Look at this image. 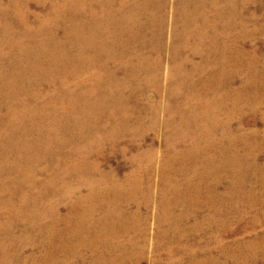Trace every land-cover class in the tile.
I'll list each match as a JSON object with an SVG mask.
<instances>
[{
  "label": "bare ground",
  "instance_id": "bare-ground-1",
  "mask_svg": "<svg viewBox=\"0 0 264 264\" xmlns=\"http://www.w3.org/2000/svg\"><path fill=\"white\" fill-rule=\"evenodd\" d=\"M247 1L174 0L168 30L169 0H0V198L19 195L20 206L31 213L14 211L2 199L0 212L10 216L9 230L18 222L49 218L42 226L49 235L45 254L32 257V264H64L57 254L88 247L100 256L115 248L127 255L128 243L114 241L117 226H123L121 204L133 201L138 175L148 170L141 162L146 157L151 166L154 154L138 151L130 159L135 170L123 185L101 170L99 159L106 145L117 146L126 135L141 139L155 128L160 106H142L132 95L141 96L145 85L161 91L164 53L170 84L162 108L164 123L173 128L165 138L159 206L166 214L191 202L201 208L208 199L214 202L208 195L214 196L228 167L246 170L237 143L248 158L257 132L249 134L250 143L231 127V116L256 99L249 87L260 70L258 56L238 49L248 35L242 13ZM32 4L42 14L32 12ZM240 68L250 74L230 92ZM230 94L235 111L220 120L218 111L226 109ZM120 149L122 155L129 152L128 145ZM49 169L48 178L40 180ZM181 174L191 179L183 183L177 179ZM183 186L187 198L181 196ZM26 187L33 197L23 193ZM64 201L62 215L58 206ZM187 216L181 213L179 221Z\"/></svg>",
  "mask_w": 264,
  "mask_h": 264
},
{
  "label": "rangeland",
  "instance_id": "rangeland-1",
  "mask_svg": "<svg viewBox=\"0 0 264 264\" xmlns=\"http://www.w3.org/2000/svg\"><path fill=\"white\" fill-rule=\"evenodd\" d=\"M173 3L174 0H169L168 30L172 26L171 4ZM30 10L42 14V10L34 4L30 5ZM252 11L254 16L250 15ZM242 13L248 35L239 41L238 49L244 50L247 54H256L258 56L256 69H260L255 76V85L249 87L253 92L251 94L256 96L253 104L249 101L247 105L242 106L237 115L231 116V127L243 133L250 143L253 138L249 134L253 131L257 132V137L254 138L255 150H252L248 158L243 143L241 141L237 143L238 156L246 158L243 163L247 166L246 170L235 173L231 167L226 169L216 193H213L214 196L208 195L215 203H211L208 199L201 208H195L191 202L175 207L169 214L159 206L162 181L160 168L167 153L165 138L173 128V126L168 128L164 123L167 114L163 105L170 84L165 78L169 60L164 53L161 91L156 94L150 86L145 85L141 96L140 93L132 95L133 101L138 100L142 106L148 103L160 106L155 128L146 131L141 139L132 140L131 135H126L122 143L117 146L106 145L99 159L101 170L111 173L116 182L123 185L135 170L134 162L130 159L136 156L138 151L154 154L151 166L146 157L141 162V166L148 170L138 175L141 184L133 201L124 200L122 206L120 205L124 218L122 222L118 221V225L123 223V226H117L119 231L114 241L117 245L128 243L127 255L121 248H115L108 249L106 255L100 256L88 247L70 254H57L60 260L66 261L64 264H264V0L247 1ZM251 17L255 18V22L250 21ZM240 29L241 27L232 33L239 34ZM194 61L198 59L195 58ZM234 74L236 78L230 85V92L239 90L250 72L240 68ZM231 95L225 97L226 109L218 111L220 120L235 111L236 106ZM243 97L245 98V95ZM215 99L217 100V97ZM253 106L257 107L256 111H252ZM133 125L137 128H145V124L133 123ZM126 145L129 147V152L122 155L120 148ZM51 171L49 169L39 174L38 178L42 181L46 180L45 177L48 178ZM8 178L6 183L9 181ZM75 178V176L71 178L72 184L78 187ZM188 178L191 179V175L181 174L177 179L185 183ZM239 179L244 181L241 186L236 183ZM169 189L170 186H168L170 195ZM80 191L83 195L87 194V189L84 187H81ZM23 193L33 197V191L28 187L23 188ZM181 196L182 198L189 196L185 186L182 187ZM203 196L206 197L205 194ZM8 198L3 196L0 199L11 202L14 211L19 209L23 214L31 213L28 207L20 206L19 195L9 200ZM65 202L58 206L62 215L66 213ZM45 203L35 210H42ZM185 211L188 212V216L179 221V215ZM162 212L165 215L160 222L158 215ZM100 215V210L94 213L96 218ZM172 215L173 222H171ZM8 216L7 211L0 212V246L2 245L0 260L4 261L1 264H32V257L41 258L45 254L44 242L48 240L49 235L42 226L49 224V218H38L37 222L32 224L18 222L9 230L10 226L6 222ZM37 226L42 227V230ZM125 227L126 229L123 230ZM58 228L62 229V226L59 225ZM8 231L9 233L11 231L10 235Z\"/></svg>",
  "mask_w": 264,
  "mask_h": 264
}]
</instances>
